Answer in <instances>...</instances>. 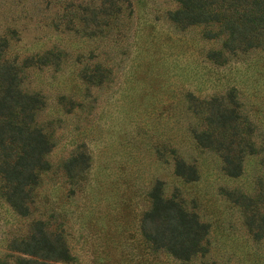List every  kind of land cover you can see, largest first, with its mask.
I'll list each match as a JSON object with an SVG mask.
<instances>
[{"label": "rangeland", "instance_id": "rangeland-1", "mask_svg": "<svg viewBox=\"0 0 264 264\" xmlns=\"http://www.w3.org/2000/svg\"><path fill=\"white\" fill-rule=\"evenodd\" d=\"M175 9V0H0V57L40 97L34 124L52 144L31 217L61 224L83 263L111 249L97 264H264V49L213 54L223 34L173 23ZM220 101L241 115V144L230 146L243 155L237 177L223 171L221 150L194 139L211 129L230 138L206 120ZM176 159L197 178L176 175ZM157 180L208 226L190 260L138 238ZM24 224L0 197V248Z\"/></svg>", "mask_w": 264, "mask_h": 264}, {"label": "trees", "instance_id": "trees-1", "mask_svg": "<svg viewBox=\"0 0 264 264\" xmlns=\"http://www.w3.org/2000/svg\"><path fill=\"white\" fill-rule=\"evenodd\" d=\"M102 1L110 8L119 2ZM175 1L177 9L168 14L173 23L183 28L193 25L215 27L213 31H207L208 37L223 34L221 50L213 54L264 49V0ZM119 9L117 6L113 11ZM212 101L215 103L216 99ZM223 103L220 101L211 106L206 120L209 124H217L220 135L230 130V138H215L214 129H211L195 131L194 139L200 146L221 150L223 171L230 177H237L243 172V155L238 150L232 154L230 146L235 141L236 146L241 144V138L237 140L240 133L236 123L241 115L236 109H227ZM41 106L37 94L21 90L14 63L0 57V197L17 217L25 221L23 228L4 240L0 264H97L98 260L109 257L111 249L102 251L103 258L94 250L88 263H83L80 254L69 244L68 234L61 224L53 227V223L43 217H31L38 172L49 168L46 155L52 148L47 134L34 124L35 113ZM78 157L73 160L86 161L84 153ZM174 172L187 180L197 178L195 168L181 159H176ZM148 196L150 206L138 221V238L147 250L151 253L164 251L178 261H187L202 253L207 224L174 196L164 197L160 180L154 183ZM125 254L122 250L121 257L131 260ZM133 254L137 255V252H130L129 257L133 258ZM109 262L108 258L107 264Z\"/></svg>", "mask_w": 264, "mask_h": 264}]
</instances>
